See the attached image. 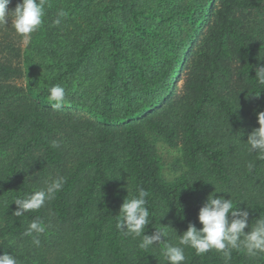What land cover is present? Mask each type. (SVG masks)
Masks as SVG:
<instances>
[{"label":"trees","instance_id":"1","mask_svg":"<svg viewBox=\"0 0 264 264\" xmlns=\"http://www.w3.org/2000/svg\"><path fill=\"white\" fill-rule=\"evenodd\" d=\"M212 1L43 0L23 69L0 60V252L17 264H168L165 246L177 245L189 223L201 227L198 210L213 191L247 209L250 226L264 218V159L245 142L264 110L254 77L264 64V0H219L215 10ZM210 12L183 93L171 98ZM20 72L24 87L9 82ZM55 85L66 93L60 108L48 100ZM156 140L178 151L171 179ZM57 176L64 185L52 200L14 215L15 199ZM141 189L149 193L145 232H166L147 250L142 237L116 228L123 199ZM37 219L45 226L39 246L24 235ZM184 253L183 264H264V254L242 250L229 259Z\"/></svg>","mask_w":264,"mask_h":264},{"label":"clouds","instance_id":"2","mask_svg":"<svg viewBox=\"0 0 264 264\" xmlns=\"http://www.w3.org/2000/svg\"><path fill=\"white\" fill-rule=\"evenodd\" d=\"M7 4L8 0H0V26L6 27L10 24L27 45L30 43L31 34L43 23L44 2L43 0H17L12 9H8ZM63 15L65 13H58V17ZM53 23L59 24L60 19L57 18ZM258 60H264V58ZM254 70L257 84L264 86V64L255 66ZM48 100L52 107H62L66 103L65 89L60 85L52 86L49 89ZM255 114L258 126L247 134L245 142L249 153H256L258 159H264V110L257 111ZM51 146L58 147L59 141H52ZM248 167L251 169L252 163H249ZM63 185L64 178L57 176L40 190L15 199L13 202L17 207L13 211L14 215L19 217L26 212L39 210L46 201L56 196ZM216 192L219 191L209 193L198 210L197 220L201 227L197 228L195 224L189 223L186 230L179 235L177 245L165 246L164 257L168 264H183L185 247L194 249L197 255L216 250L223 253L225 259L231 257L232 250H242L250 257L264 254V218H257L250 226L249 211L237 208V202H234L230 196L225 198L215 195ZM148 195L147 191L141 189L136 195L124 198L120 204L119 218L116 222V228L124 236L142 237L138 246L145 250L158 244L166 235L163 228H155L151 234L145 232L150 215L146 207ZM246 228L247 231H245ZM44 232L45 226L37 219L27 225L24 235L33 237V243L39 246L38 237ZM0 264H17V260L8 252H0Z\"/></svg>","mask_w":264,"mask_h":264},{"label":"rangeland","instance_id":"3","mask_svg":"<svg viewBox=\"0 0 264 264\" xmlns=\"http://www.w3.org/2000/svg\"><path fill=\"white\" fill-rule=\"evenodd\" d=\"M17 2L8 1L7 8H14ZM219 0H213L210 4L212 10H215L218 7ZM213 20V14L210 12L207 17L204 19L199 32L196 35L195 41L193 45L190 47L185 60L182 62L180 67L178 68V75L175 80L174 90L171 95V98L179 97L183 93V84L186 74L188 72L189 66L192 60L195 57L197 48L199 43L203 39L209 25ZM26 44L23 42V38L15 33L12 29L11 25L8 26H0V60L11 64L16 67L18 70L23 69V57L26 48ZM11 84L16 86L24 87L25 85V77L20 72L13 78L9 80ZM64 110L77 113L81 115H87L84 110L74 107L71 105H67L63 107ZM158 149V154L160 161L162 163V172L167 179H171L176 175L177 170L174 168L178 165L179 154L176 150H168L167 147L160 141H155ZM53 264H63V262L53 263ZM65 264V263H64Z\"/></svg>","mask_w":264,"mask_h":264}]
</instances>
